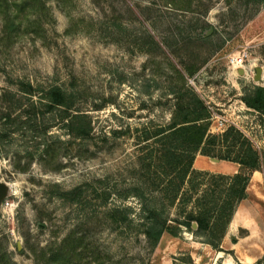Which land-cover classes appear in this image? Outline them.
Here are the masks:
<instances>
[{
	"label": "rangeland",
	"instance_id": "rangeland-1",
	"mask_svg": "<svg viewBox=\"0 0 264 264\" xmlns=\"http://www.w3.org/2000/svg\"><path fill=\"white\" fill-rule=\"evenodd\" d=\"M243 52L247 73L235 76L230 59ZM190 65L200 69L182 80ZM257 68L264 69V0H0V179L10 186L0 256L54 264L52 252L72 250L56 264H255L264 257V168L222 258L200 245L180 250L170 234L154 248L141 225L148 209L163 206L154 130L172 123L180 90L194 89L212 117L226 120H211V133L234 125L264 150L259 114L242 101L246 89L264 87ZM54 88L72 96L67 114L47 109L43 97ZM77 114L86 116L87 138L67 126ZM72 190L75 198H60ZM114 208L129 222L114 223Z\"/></svg>",
	"mask_w": 264,
	"mask_h": 264
},
{
	"label": "trees",
	"instance_id": "trees-1",
	"mask_svg": "<svg viewBox=\"0 0 264 264\" xmlns=\"http://www.w3.org/2000/svg\"><path fill=\"white\" fill-rule=\"evenodd\" d=\"M7 17V26L11 28V16ZM199 69L195 65L186 66L179 75L185 80L186 75L194 76ZM23 90L33 94L31 85ZM43 99L47 101L50 112L64 108L67 114L72 109L69 101L72 96L60 88L50 90ZM242 101L259 114L260 125L264 127V87L246 89ZM173 114L171 124L154 130V142L157 146L154 150V189L164 202L161 207L148 209V215L141 225L143 234L156 248L166 234L178 238L186 230L213 250L224 252L223 240L238 208L249 198L253 174L263 171L264 150L259 149L244 131L234 125H230L221 134L211 133L212 112L192 88L185 87V90L177 93ZM85 118L84 114L73 115L67 125L81 138H87L90 134V126L83 121ZM28 123L38 137L42 136L37 119H29ZM199 154L234 163L239 166V170L234 175L196 170L194 162ZM76 192L77 190L59 192V196L71 200L75 198ZM167 208L179 211L178 218L172 219L167 215ZM110 218L114 223L130 220L128 212L122 208L112 209ZM72 239L70 237L68 241ZM71 254L72 250L52 252L50 262L59 263V259H68ZM10 257L7 253L1 255L0 264H15ZM191 263L194 264L192 259ZM255 264H264V257Z\"/></svg>",
	"mask_w": 264,
	"mask_h": 264
},
{
	"label": "crops",
	"instance_id": "crops-1",
	"mask_svg": "<svg viewBox=\"0 0 264 264\" xmlns=\"http://www.w3.org/2000/svg\"><path fill=\"white\" fill-rule=\"evenodd\" d=\"M210 159L211 158H208V157H205V156H202V155H197L196 157V160L194 162V168L196 170H201V171H208V172H211V173H215V174H225V175H234L235 173H237V171H232V165H234V163H231V162H226V161H219L217 162L216 164H212L210 162ZM212 160V159H211ZM213 161V160H212ZM221 165V167L219 165ZM236 165V164H235ZM260 173V172H254L253 174V177H252V180L255 178V176ZM252 182V181H251ZM238 213H239V208L234 216V219L228 229V232L223 240V243H222V249L224 250L225 249V245L227 243V238L228 236L231 234V227H234L236 222H237V217H238ZM182 236L185 238L184 240H187L188 242L190 243H186L183 239L181 240L180 238H174L176 240H179L180 244H182V248L180 250H183V247L186 246V245H189L191 247H195L197 245H200V246H204L206 250L211 249L213 250L209 245H206L204 243H199L197 241L194 240V236L192 233H189V232H184L182 234ZM181 237V236H180ZM165 238V236L162 238V240ZM161 240V242H162ZM160 242V243H161ZM192 244V245H191ZM218 254V256H220L219 254L222 253V252H219L217 251L216 252ZM191 255L195 258V262L197 263L198 260H202V256H200V253H198L197 250L191 252ZM200 258V259H199ZM219 258H222L221 256ZM247 260H250V259H247Z\"/></svg>",
	"mask_w": 264,
	"mask_h": 264
},
{
	"label": "built area",
	"instance_id": "built-area-1",
	"mask_svg": "<svg viewBox=\"0 0 264 264\" xmlns=\"http://www.w3.org/2000/svg\"><path fill=\"white\" fill-rule=\"evenodd\" d=\"M249 57V54L247 52H243L242 54H239L237 56H233L230 59V64L233 69V73L235 76H239V72L243 69L245 73H247L246 68V59ZM217 120L219 123V126L222 127L226 120L219 116H213L211 120Z\"/></svg>",
	"mask_w": 264,
	"mask_h": 264
},
{
	"label": "water",
	"instance_id": "water-1",
	"mask_svg": "<svg viewBox=\"0 0 264 264\" xmlns=\"http://www.w3.org/2000/svg\"><path fill=\"white\" fill-rule=\"evenodd\" d=\"M240 74L242 76H244L246 73L242 69L240 71ZM263 79H264V69L263 68H257L256 69L255 81L257 83H260ZM0 159H1V153H0ZM212 160L215 161V162H219V160H217V159H212ZM9 193H10V186H9V184H7L5 182H2V180L0 179V211H2L4 201L8 197ZM196 228H197V225L195 224L194 225V229H196Z\"/></svg>",
	"mask_w": 264,
	"mask_h": 264
}]
</instances>
